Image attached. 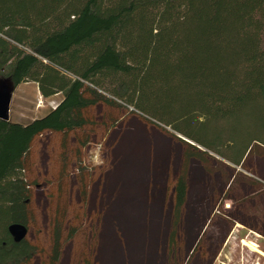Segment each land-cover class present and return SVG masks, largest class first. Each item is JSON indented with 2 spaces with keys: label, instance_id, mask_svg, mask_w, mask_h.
Returning <instances> with one entry per match:
<instances>
[{
  "label": "trees",
  "instance_id": "16d2710c",
  "mask_svg": "<svg viewBox=\"0 0 264 264\" xmlns=\"http://www.w3.org/2000/svg\"><path fill=\"white\" fill-rule=\"evenodd\" d=\"M4 80L62 99L25 124L0 119V264H57L66 241L74 244L70 264H95L100 216L88 198L101 171L86 167L84 155L129 117L205 149L175 136L184 165L213 153L243 166L255 146L264 148V0H0ZM210 122L219 128L203 134ZM173 172L162 197L178 215L188 175L186 166ZM41 188L49 223L30 237ZM62 196L74 212L60 209ZM12 224L27 230L19 241ZM257 230L264 236V224ZM180 233L177 220L169 264L182 249ZM196 252L208 258L199 239L189 259Z\"/></svg>",
  "mask_w": 264,
  "mask_h": 264
},
{
  "label": "rangeland",
  "instance_id": "374dc122",
  "mask_svg": "<svg viewBox=\"0 0 264 264\" xmlns=\"http://www.w3.org/2000/svg\"><path fill=\"white\" fill-rule=\"evenodd\" d=\"M61 99V94L42 98L32 82L18 85L12 91L9 119L28 123L45 116ZM215 124L210 122L206 129L200 130L203 134L214 133V128H219ZM159 127L132 116L110 132L102 145L92 143L85 151L84 165L101 171L89 189L88 198L89 209L95 210L90 212L100 216L95 264H169L166 244L177 220L183 246L176 264H264V256L243 244L254 242L264 251V239L234 220L237 211L234 208L244 205L240 215L244 224L263 227L264 209L260 200L264 188L252 192L251 186L255 177L264 181V148L255 146L243 166L236 167L213 153H208L213 158L209 157L207 163L190 157L184 165L185 146L175 136L205 149L170 127ZM47 162L44 156L40 160L43 172ZM184 166L189 192L187 204L180 206L177 215L162 196L165 180L172 171L176 174ZM75 181L76 176L72 175L71 185ZM43 192L44 188L37 192V227L32 228L30 237L36 229L42 230L43 235L47 231L49 215ZM228 197H232L231 209L225 206ZM253 198L257 209H252ZM65 200V196L59 200L60 209L67 207L74 212L76 209H71ZM171 204L173 207L174 201ZM196 239L206 245L208 258L200 259L196 252L189 259ZM73 248L74 244L66 241L57 264H70ZM34 264H40L39 259Z\"/></svg>",
  "mask_w": 264,
  "mask_h": 264
},
{
  "label": "water",
  "instance_id": "95a60500",
  "mask_svg": "<svg viewBox=\"0 0 264 264\" xmlns=\"http://www.w3.org/2000/svg\"><path fill=\"white\" fill-rule=\"evenodd\" d=\"M13 89L14 86L9 80H4L0 83V119L2 120L9 119V103ZM9 231L13 235L14 239L19 241L26 235L27 230L22 225L12 224L9 227Z\"/></svg>",
  "mask_w": 264,
  "mask_h": 264
},
{
  "label": "crops",
  "instance_id": "0c3cea01",
  "mask_svg": "<svg viewBox=\"0 0 264 264\" xmlns=\"http://www.w3.org/2000/svg\"><path fill=\"white\" fill-rule=\"evenodd\" d=\"M9 112H10V108H9ZM188 181V180H187ZM252 192H255V191H257L258 189H260L261 187L258 185V184H256L255 182L254 183H252ZM188 199V198H187ZM187 199H186V201H187ZM231 199H232V197H228V201H226L225 202V204H229L230 205V203H229V201H231ZM187 204V202H185V205ZM260 205H261V207L264 209V197L262 198V200H260ZM257 201H256V199H254L253 198V205H252V209H257ZM256 207V208H255ZM226 209H231V206H229V207H227ZM234 209H237V211L235 210V218H234V220H235V223L236 224H238V223H241L242 224V226L244 225V226H246L245 228H247L248 230H250V231H252L253 233H256L258 236H260L262 239H264V236H262L259 232H258V226H257V224L256 225H246V224H244V222L241 220V218H240V215L242 214V210L241 209H244V205H243V207L240 205L239 207H235ZM256 217V216H255ZM254 220V219H253ZM255 220H257V219H255ZM254 220V221H255ZM251 243H253V244H255V246H256V243H254V242H251ZM262 251V250H261ZM264 252V251H263Z\"/></svg>",
  "mask_w": 264,
  "mask_h": 264
},
{
  "label": "bare ground",
  "instance_id": "6f19581e",
  "mask_svg": "<svg viewBox=\"0 0 264 264\" xmlns=\"http://www.w3.org/2000/svg\"><path fill=\"white\" fill-rule=\"evenodd\" d=\"M243 244L247 247H249L252 251L257 252L258 254L264 256V252L261 251L260 249H258L255 244L251 243V242H247V241H243Z\"/></svg>",
  "mask_w": 264,
  "mask_h": 264
},
{
  "label": "built area",
  "instance_id": "2783aa9c",
  "mask_svg": "<svg viewBox=\"0 0 264 264\" xmlns=\"http://www.w3.org/2000/svg\"><path fill=\"white\" fill-rule=\"evenodd\" d=\"M226 208L229 207L230 205L229 204H225Z\"/></svg>",
  "mask_w": 264,
  "mask_h": 264
}]
</instances>
